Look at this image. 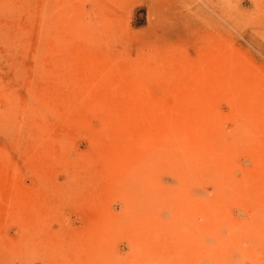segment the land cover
<instances>
[{
    "label": "rangeland",
    "instance_id": "374dc122",
    "mask_svg": "<svg viewBox=\"0 0 264 264\" xmlns=\"http://www.w3.org/2000/svg\"><path fill=\"white\" fill-rule=\"evenodd\" d=\"M0 264H264V0H0Z\"/></svg>",
    "mask_w": 264,
    "mask_h": 264
}]
</instances>
